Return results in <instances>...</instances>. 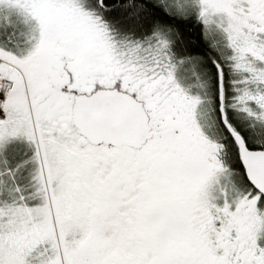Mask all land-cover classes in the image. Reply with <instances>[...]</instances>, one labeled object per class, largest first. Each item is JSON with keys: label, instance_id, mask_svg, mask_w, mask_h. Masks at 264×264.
Listing matches in <instances>:
<instances>
[{"label": "flooded vegetation", "instance_id": "1", "mask_svg": "<svg viewBox=\"0 0 264 264\" xmlns=\"http://www.w3.org/2000/svg\"><path fill=\"white\" fill-rule=\"evenodd\" d=\"M245 5L254 6L245 9L249 47L261 53L264 0ZM12 90L0 110L7 264H264V236H254L247 204L235 203L231 161L210 137L186 132L168 149L171 139L151 129L140 149L95 145L74 126L72 108L99 89L29 84L32 120Z\"/></svg>", "mask_w": 264, "mask_h": 264}, {"label": "rangeland", "instance_id": "2", "mask_svg": "<svg viewBox=\"0 0 264 264\" xmlns=\"http://www.w3.org/2000/svg\"><path fill=\"white\" fill-rule=\"evenodd\" d=\"M152 1L180 18L194 16L202 23L206 40L213 52L224 61L227 69L231 92L227 107L240 114H231L228 120L226 117V122L239 136V133L244 135L245 144L254 148L263 147L264 51L260 53L257 48L249 47L251 28L248 27V13L246 14L245 9L253 12L254 6L247 7L245 4L251 3V0ZM33 2L40 3L39 0L31 1ZM30 4H26L24 0H0V110L7 106V95L12 86L11 97L16 93L24 94L32 120L29 92L25 91L29 84L66 85L67 90L88 92L92 89H116L112 85L116 79H120L122 85L117 90L143 104L153 136L158 138L165 133L166 138H171L172 144L168 149H175L177 145L174 142L180 143L186 132H191L188 134L189 138L201 134L211 139L223 136L218 119L214 116L212 101L201 100L205 95L211 98L213 90L212 75L204 62L193 60L180 67L179 82L172 73L168 74L166 78L172 79L168 95L161 92L162 86L158 78L147 76L149 74L133 65L124 66L119 63L114 72L109 64L110 60L104 57L99 60L105 65L104 70L98 74L94 72V65H98V60L90 61L91 51L72 48L73 41H78L75 37L70 38L71 48L67 49L64 47L66 42L63 34L56 31L55 38L50 40L48 10L45 16L38 12V8H30ZM59 20L61 19L55 21L56 26L63 24ZM261 62L263 64L260 66ZM120 73L122 77L119 76ZM176 120L188 123L189 128L185 130L181 124L179 129L173 127ZM176 130L178 132L175 133ZM171 170L177 173V169L171 167ZM228 179L232 182L229 186L234 188L235 203L247 204L246 217L254 236L263 237L264 199L248 188L242 174L230 172ZM224 182L227 183L225 178ZM0 264H7L1 247Z\"/></svg>", "mask_w": 264, "mask_h": 264}, {"label": "trees", "instance_id": "3", "mask_svg": "<svg viewBox=\"0 0 264 264\" xmlns=\"http://www.w3.org/2000/svg\"><path fill=\"white\" fill-rule=\"evenodd\" d=\"M24 1L29 5L33 0ZM47 1L33 2L30 4V8H38V12L45 16L46 10H48L51 28L49 39L55 38V31L62 33L65 38L64 42H66L64 47L70 49V40L74 37L77 38L78 41H73L72 48L91 51L90 61L98 60L99 65H94L95 73L100 74L101 70H104L105 65L99 61L104 57L110 60L109 64L114 72L116 71L115 66L118 68L119 63L124 66L133 65L144 71L145 74H149L147 76L158 78L162 86L161 92L168 95L172 88V79L166 78L168 74L172 73L179 82L180 67L193 60L204 62V66L212 75L213 90L211 98L205 95L203 98L201 97V100L212 101L214 116L218 119V126L223 135L222 137L216 136V139L212 138L214 144L211 147L218 150L224 148L227 154L225 158L231 161L230 172H234L236 175L242 174L244 177L236 147L221 123L218 111L217 68H220L223 78L224 111L227 120L231 114L240 115L227 107L231 93L228 87L227 69L223 64L224 61L211 49L210 43L205 38L204 27L198 18L194 16L180 18L164 10L152 0ZM35 10L37 11V9ZM58 18L63 24L56 26L55 21ZM88 67L90 68L91 65ZM119 76L122 77V73ZM121 85L122 80L116 79L112 88L120 89ZM239 134L246 141L244 135ZM246 145L252 150L264 149V146L254 148L249 144ZM217 156L216 158L220 159L222 155L219 152ZM202 167L205 168V164ZM245 182L247 183L246 179ZM247 185L252 189L248 183Z\"/></svg>", "mask_w": 264, "mask_h": 264}, {"label": "water", "instance_id": "4", "mask_svg": "<svg viewBox=\"0 0 264 264\" xmlns=\"http://www.w3.org/2000/svg\"><path fill=\"white\" fill-rule=\"evenodd\" d=\"M217 71L220 121L234 142L247 183L264 199V149H249L226 122L222 72L220 68ZM72 120L80 135L95 145L140 149L152 138L143 104L117 89H99L76 97Z\"/></svg>", "mask_w": 264, "mask_h": 264}, {"label": "built area", "instance_id": "5", "mask_svg": "<svg viewBox=\"0 0 264 264\" xmlns=\"http://www.w3.org/2000/svg\"><path fill=\"white\" fill-rule=\"evenodd\" d=\"M9 87V86H8Z\"/></svg>", "mask_w": 264, "mask_h": 264}]
</instances>
